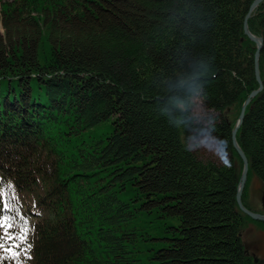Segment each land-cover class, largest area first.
<instances>
[{"label":"trees","instance_id":"16d2710c","mask_svg":"<svg viewBox=\"0 0 264 264\" xmlns=\"http://www.w3.org/2000/svg\"><path fill=\"white\" fill-rule=\"evenodd\" d=\"M254 1L0 0V219L27 229L0 264H252L227 114L259 89ZM237 142L264 186V88Z\"/></svg>","mask_w":264,"mask_h":264},{"label":"rangeland","instance_id":"374dc122","mask_svg":"<svg viewBox=\"0 0 264 264\" xmlns=\"http://www.w3.org/2000/svg\"><path fill=\"white\" fill-rule=\"evenodd\" d=\"M193 115L197 118H207L211 116L210 112L206 110L203 103L199 99H194L191 103ZM239 112L237 109L230 111L227 116L231 120L239 119ZM238 122V121H237ZM196 144V146H195ZM194 153L197 160L203 164H220L228 166V157L220 152L214 140L205 138L194 143ZM264 186L262 182L256 177L251 176L248 182L247 202L257 212H263ZM243 243L244 247L252 254L258 253V249L264 253V230L259 224L245 218V225L243 229Z\"/></svg>","mask_w":264,"mask_h":264},{"label":"water","instance_id":"95a60500","mask_svg":"<svg viewBox=\"0 0 264 264\" xmlns=\"http://www.w3.org/2000/svg\"><path fill=\"white\" fill-rule=\"evenodd\" d=\"M263 2H264V0H255L252 3V5L250 7V11H249V13L245 19V22H244L245 35L252 42H254L256 44V47H257L256 53L254 56V63H255V76H256V81L259 85V89L254 90L247 97L246 101L244 102V104L241 108V112L239 115L237 125L232 132V140H233L234 148H235L237 154L239 155V157L243 163V170H242L240 182L238 185V191H237L238 207L245 215H247L248 217H250L251 219H253L255 221H260V222H264V213H259V212H254V211L249 210L244 205V202H243L244 191H245V188H246V185L248 182V177H249V159L246 156V154L243 152V150L240 148V146L237 142V133H238L240 127L242 126V124L244 123L246 110H247L248 106L251 104L252 100L254 98H256L262 92V90L264 88V84H263L262 77H261V71H260V56H261V51L263 49L264 40H263V38L254 35L250 31V28H249V20L252 16L253 12L256 11ZM262 202H263V206H264V198H263Z\"/></svg>","mask_w":264,"mask_h":264},{"label":"snow or ice","instance_id":"6c2138e0","mask_svg":"<svg viewBox=\"0 0 264 264\" xmlns=\"http://www.w3.org/2000/svg\"><path fill=\"white\" fill-rule=\"evenodd\" d=\"M0 227L5 229L3 237H0V240H18L20 243H23L26 239V228H22L17 236H11L7 232V229L12 227V220L9 217H4L0 219ZM19 247L18 243L10 244L7 248L4 247V244L0 243V249H3L5 255L15 257L18 253L14 252L13 249ZM2 258V257H0Z\"/></svg>","mask_w":264,"mask_h":264},{"label":"flooded vegetation","instance_id":"af4514ba","mask_svg":"<svg viewBox=\"0 0 264 264\" xmlns=\"http://www.w3.org/2000/svg\"><path fill=\"white\" fill-rule=\"evenodd\" d=\"M255 212H257V211H255ZM259 213H261V212H259ZM262 213H264V210ZM246 252H247L248 256L252 259V264H264V253H262L259 249H258L259 254H257V255L255 253L252 254L247 249H246Z\"/></svg>","mask_w":264,"mask_h":264}]
</instances>
